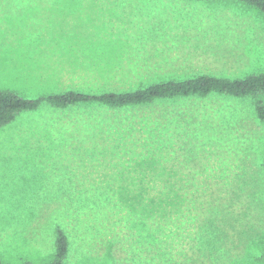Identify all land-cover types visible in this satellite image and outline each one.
Wrapping results in <instances>:
<instances>
[{"label":"rangeland","instance_id":"374dc122","mask_svg":"<svg viewBox=\"0 0 264 264\" xmlns=\"http://www.w3.org/2000/svg\"><path fill=\"white\" fill-rule=\"evenodd\" d=\"M97 1L0 0V65L14 63L0 67V90L38 98L264 73V14L243 2ZM57 229L65 264H264V122L251 99L20 113L0 127V259L52 264Z\"/></svg>","mask_w":264,"mask_h":264},{"label":"trees","instance_id":"16d2710c","mask_svg":"<svg viewBox=\"0 0 264 264\" xmlns=\"http://www.w3.org/2000/svg\"><path fill=\"white\" fill-rule=\"evenodd\" d=\"M238 1L254 7L264 14V0ZM211 94L251 99L258 119L264 122V73H255L238 79L203 74L181 81L169 80L153 83L144 88L129 92H106L99 94L69 91L38 98H25L14 91L0 90V127L11 124L20 113L35 111L41 105H49L58 109L97 105L122 109L152 104L157 100L191 97L205 98ZM68 252L67 236L62 229H57L56 257L52 264H65ZM0 264H4L1 259ZM25 264L35 263L27 262Z\"/></svg>","mask_w":264,"mask_h":264},{"label":"crops","instance_id":"0c3cea01","mask_svg":"<svg viewBox=\"0 0 264 264\" xmlns=\"http://www.w3.org/2000/svg\"><path fill=\"white\" fill-rule=\"evenodd\" d=\"M16 1H19L18 3L24 1V2H35V3H39V4H53V3H56V4H59V3H62V4H72V5H76V4H81V3H87V2H91V3H100L98 2L97 0H86V1H83V0H16ZM102 1V0H101ZM56 10L58 11V7L56 8ZM84 8L83 7H79V6H73V10L69 13V14H80V13H83L84 12ZM62 33L66 36H69L71 37L73 40L75 41H78V40H83L81 34H76L75 31L69 29V28H66V27H62ZM99 36H102V35H99ZM108 35H103L102 37H107ZM96 39L95 40H98L99 37L98 35H96ZM94 40V41H95ZM107 43H103V42H100V43H94V44H97L96 48L94 47H87L86 49H84L85 51L83 52H91V51H102V50H105L104 47L102 46H105L106 44L107 45H111L112 47H114L115 49L117 48L116 47V40H111V41H106ZM21 49V48H20ZM60 50L61 52H75V51H79L78 49L76 48H70V49H64L63 47H61L60 45H57L56 48H54L53 50ZM110 50H113L112 48ZM108 51V50H107ZM104 52V51H102ZM4 60V64L3 65H0V67H5L6 68H10V70H8L9 72H11L12 74V65L14 63H11L9 60H8V57H3L2 58ZM2 75H5L4 72H0V76ZM10 125V124H9ZM8 126V125H7ZM84 133H88L89 136H92V134H96L97 133V130L94 131H85ZM86 143H89V141H86Z\"/></svg>","mask_w":264,"mask_h":264}]
</instances>
